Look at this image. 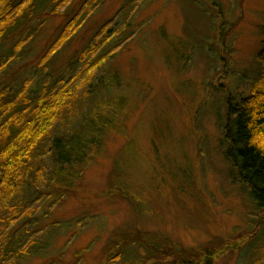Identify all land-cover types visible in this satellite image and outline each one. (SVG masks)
<instances>
[{"label":"rangeland","instance_id":"374dc122","mask_svg":"<svg viewBox=\"0 0 264 264\" xmlns=\"http://www.w3.org/2000/svg\"><path fill=\"white\" fill-rule=\"evenodd\" d=\"M86 1L47 0L1 81L44 79L41 58ZM131 1L102 0L49 67L52 78L76 70L115 20L99 74L120 108L67 198L32 204L33 218L13 227L45 246L20 264H192L199 253L196 264H260L264 208L225 157L224 125L227 97L247 96L263 71L264 0H138L124 29Z\"/></svg>","mask_w":264,"mask_h":264},{"label":"trees","instance_id":"16d2710c","mask_svg":"<svg viewBox=\"0 0 264 264\" xmlns=\"http://www.w3.org/2000/svg\"><path fill=\"white\" fill-rule=\"evenodd\" d=\"M57 1L63 7L72 0ZM46 2L0 0V264H20L45 247L12 233L13 227L33 218L37 211L32 204L53 201L55 207L67 198L76 177L101 150L103 126L113 122L110 112L120 108L118 100L105 99L112 79L99 74L115 53L114 40L120 36L114 33L115 20L79 54L76 70L57 78L49 73L62 48L102 0H87L63 26L40 60L44 79L38 83L28 78L20 85L1 81L33 40L29 27ZM137 3L132 0L121 10L124 29ZM258 60L263 71L254 90L226 99L224 137L225 157L238 181L249 189L255 205L264 208V44ZM259 253L264 264V242ZM203 256L199 253L194 263Z\"/></svg>","mask_w":264,"mask_h":264}]
</instances>
